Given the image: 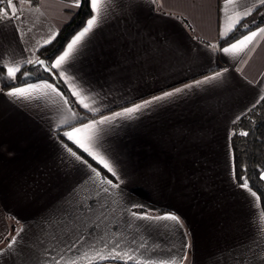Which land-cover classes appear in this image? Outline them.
Masks as SVG:
<instances>
[{
  "label": "crops",
  "instance_id": "0c3cea01",
  "mask_svg": "<svg viewBox=\"0 0 264 264\" xmlns=\"http://www.w3.org/2000/svg\"><path fill=\"white\" fill-rule=\"evenodd\" d=\"M31 1L13 0L23 23L0 20V264H53L83 253L88 258L78 264H93L92 246L107 252L117 244L141 264H264L258 230L264 216L252 191L233 178L230 145L231 125L264 95V24L219 45L222 32L227 38L241 25L233 28L236 12L246 26L255 22L260 0H99L98 23L72 67L63 78L53 69L79 112L49 81L30 82L36 69L17 73L12 83L24 80L19 87L27 88L47 82L60 95L50 88L27 99L6 95L7 66L38 62L39 49L79 8L75 0ZM90 9L93 15L91 0ZM247 9L252 12L243 16ZM252 32L258 35L243 51L223 52ZM217 71L222 75L215 80L100 126L97 145L103 147L94 150L117 176L64 135ZM74 86L90 109H99L96 115L79 103ZM12 189L20 200H9ZM169 214L181 217L183 226L138 218ZM73 244L76 251H68Z\"/></svg>",
  "mask_w": 264,
  "mask_h": 264
},
{
  "label": "snow or ice",
  "instance_id": "6c2138e0",
  "mask_svg": "<svg viewBox=\"0 0 264 264\" xmlns=\"http://www.w3.org/2000/svg\"><path fill=\"white\" fill-rule=\"evenodd\" d=\"M30 3V0H21V3ZM226 4L233 3V0H225ZM261 5H264V0H260ZM75 4L77 7L80 6V0H75ZM91 7L93 11L92 17L87 21L86 27L83 28L82 31H80L77 35H75L71 42L67 44V48L63 51V54L57 57L54 63L51 64V69H57L59 70L60 77H65L66 71H68L72 64L74 63L75 58L80 54L81 49L84 47V45L88 42V39L90 38V34L93 33L94 27L98 23V17L101 12V7L99 6V0H91ZM9 10L11 15H9ZM21 10L18 9L15 4L13 3V0H7V7H0V20L5 21H12V20H20L21 23H23L24 17L19 15V12ZM252 12V9H247L243 12V16H247ZM229 19H233V17H229ZM241 24V15L240 12H236L235 14V24L233 25V28L235 25ZM245 26L246 25H241ZM232 29L230 28L229 31ZM19 31V29H17ZM260 33H264V29L259 30ZM258 35L256 32H252L250 35L245 36L242 40L238 41L235 44H232L230 47L223 48V52L225 54H232L238 51H243V49L250 44L253 39ZM221 38L226 39V36L224 32L221 33ZM47 43V41H46ZM215 47V46H214ZM24 63L27 64H33L34 62L32 60H27ZM40 64H43L44 61H39ZM7 81L9 89L6 93L7 96L11 98H24L27 99L32 92L39 90L41 88H50L53 92H56L57 95H60V93L57 91V89L51 85L45 82L41 85L36 84H30L27 88L19 87L17 85H14L12 83L13 80L17 78V73H20L22 70L21 63H13L10 66H7ZM49 68H45V71H49ZM224 71H227L225 69ZM222 73L217 71L215 72V75L213 76H207L202 81H197L196 85H190L185 84L184 88H176L175 91H165L163 95L161 96H154L150 100H144L143 103H136L133 107H125L123 111L115 112L114 114L110 116H102L99 120H92L89 123H85L82 125V127H73L72 131H67L64 133V135L67 137L69 141H72L78 148H80L83 152L87 153L93 160H95L98 164L102 165L104 169H106L109 173H111L113 176H117L116 169L114 168L113 164L109 162L108 159L105 158V156L101 155L99 151L94 150L97 146L103 147L102 144L97 145V141L99 140L98 137V131H100V126L106 125V124H112L114 121L118 119H132L134 118L135 114L140 113L142 110L147 109L158 102L169 100L185 91V89H192L194 86L208 83L212 80H215L219 77H221ZM67 82V81H66ZM81 90H84L83 87ZM73 95L77 96L79 103L85 108L89 109L93 112V115H96L99 112V109H90L89 104L85 103V99H87V96L85 95L84 98H81V91H77L75 86L73 87ZM261 99H264L262 97ZM65 104L68 103L67 100L64 101ZM79 119V118H77ZM241 135H247V133H241ZM65 149L68 152L70 156H72L76 161H79L80 163H86V161L82 160V158L77 155L76 152H74L71 148H68L67 145H65ZM93 172L96 173V176H100V173L97 172L95 169H92ZM233 178L237 179L236 173L234 172ZM119 179V177H118ZM239 179L243 180V183L239 186L244 189L250 190L251 186L248 183V180L244 178L243 176L239 177ZM261 180H264V174H261L260 176ZM102 184L109 185L111 188H119L120 184L113 183L110 179H104L101 181ZM120 183H123V180L120 181ZM108 189L105 188V191ZM254 197H256V201L259 204L261 201V197L257 195L256 192L251 193ZM135 215V214H134ZM143 219H149V220H168L175 222L177 226H183V222L181 217H179L176 214H169L165 217H138ZM260 232L264 233V225H261L258 229ZM187 233V230H186ZM190 234V233H187ZM19 236V232H17L16 236L12 237V240L10 243H8L7 247L9 250H11L14 245L17 242V237ZM186 248H191L192 245L186 244ZM93 248V257L92 262L93 264H101V262L105 260H121L123 261V264H128V260H135V264H141L139 259L133 258L130 253L126 251H121L119 244L115 245L112 248H109L107 252L103 248H96L95 246H92ZM68 251L75 252L76 251V245H69ZM88 253H83L81 257H76L75 255L72 257L65 258L63 255L59 259H54L53 264H78L79 259H87ZM188 253L185 252V254L181 257V260L187 259ZM149 264H155V262H149ZM160 264H176L175 261H161Z\"/></svg>",
  "mask_w": 264,
  "mask_h": 264
},
{
  "label": "trees",
  "instance_id": "16d2710c",
  "mask_svg": "<svg viewBox=\"0 0 264 264\" xmlns=\"http://www.w3.org/2000/svg\"><path fill=\"white\" fill-rule=\"evenodd\" d=\"M36 4L35 1H31ZM0 7H7L6 0H0ZM264 11V6L261 7L254 15L260 14ZM92 13L90 9V0H80V6L76 12L72 14V18L68 24L62 27L57 36L46 46L39 49L38 61H44L50 69V73H44L41 67L30 64L22 68L21 72L25 70L36 69L38 75H32L28 79L30 82L38 80H47L52 83L68 101V105L74 111L79 109L76 107L72 98L70 97L66 87L58 79L55 71L51 69V64L54 58L60 55L70 40L85 26L86 22L90 19ZM248 21V19L246 20ZM264 24V16H259L253 24L246 27L241 26V23L226 39L221 40L219 45L225 46L231 44L239 39L246 33L252 31L260 25ZM20 75L18 74V77ZM26 84V81L16 82L14 85ZM264 97V95L262 96ZM85 116V114H83ZM91 118L86 115L85 119ZM247 133V135H241ZM60 135V134H58ZM230 145L233 155L234 172L237 179L236 184L240 185L243 180L239 177L243 176L248 180L251 186L250 190L256 192L261 197L260 208L264 216V180L260 179L264 171V99H260L258 103L244 113L237 119L230 127Z\"/></svg>",
  "mask_w": 264,
  "mask_h": 264
},
{
  "label": "rangeland",
  "instance_id": "374dc122",
  "mask_svg": "<svg viewBox=\"0 0 264 264\" xmlns=\"http://www.w3.org/2000/svg\"><path fill=\"white\" fill-rule=\"evenodd\" d=\"M259 16H264V11L262 13H260L256 18L255 20H257L259 18ZM21 199V195L18 194L17 192H13V189L10 193V197H9V200H20ZM8 200V201H9Z\"/></svg>",
  "mask_w": 264,
  "mask_h": 264
},
{
  "label": "water",
  "instance_id": "95a60500",
  "mask_svg": "<svg viewBox=\"0 0 264 264\" xmlns=\"http://www.w3.org/2000/svg\"><path fill=\"white\" fill-rule=\"evenodd\" d=\"M36 66H39L41 67V69L43 70L44 73H50V70L49 71H45V68H48L46 63L44 62L43 64H40L39 61L35 63Z\"/></svg>",
  "mask_w": 264,
  "mask_h": 264
}]
</instances>
